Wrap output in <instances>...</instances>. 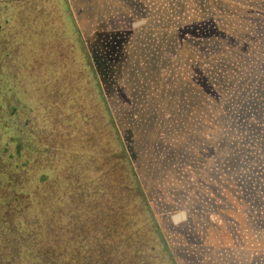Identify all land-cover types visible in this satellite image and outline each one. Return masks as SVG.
<instances>
[{"label": "rangeland", "instance_id": "rangeland-1", "mask_svg": "<svg viewBox=\"0 0 264 264\" xmlns=\"http://www.w3.org/2000/svg\"><path fill=\"white\" fill-rule=\"evenodd\" d=\"M166 2L172 0L130 4L129 18L110 25H142L157 45L147 54L154 66L134 55L139 68L122 62L120 77L107 71L120 88L111 76L101 80L115 149L127 155L147 201L159 204L168 193L225 214L228 249H239L228 260L264 264V0H245L243 20L216 14L222 22L212 25L215 4L192 0L196 11L185 12L180 24L162 17L159 33ZM69 3L84 43L63 12L65 0H0V174L7 169L3 182L30 192L0 208V264L138 263L119 245L121 238L133 244L135 232L113 211L114 160L102 158L109 147L104 97L86 62L94 55L84 53L85 46L95 50L94 34L109 24L88 18V0ZM252 4L260 9L255 18ZM205 75L208 84L191 83ZM102 231L112 236L105 249Z\"/></svg>", "mask_w": 264, "mask_h": 264}, {"label": "trees", "instance_id": "trees-1", "mask_svg": "<svg viewBox=\"0 0 264 264\" xmlns=\"http://www.w3.org/2000/svg\"><path fill=\"white\" fill-rule=\"evenodd\" d=\"M67 3V9L66 6L63 9V12L65 16L68 15V18L73 20L75 28V35L78 34V39L80 38L79 42H85L84 37L82 35L81 37V30L78 26L77 20L74 17V13L71 8V4L69 3L70 0H65ZM91 4V8L89 9L92 13H87L88 18L94 20V21H100L99 23L103 24H109L108 26H102V30L98 31L93 36L94 45L96 46L95 50L93 49L92 53L86 49L84 53L86 55H94V59L92 60V63L86 61L88 63V69H92L93 73L96 78V82L98 83L100 87V92L102 93L101 102V112H102V131L107 133L108 140H109V147L105 148L106 151L102 152V158L107 160H114V163L111 166V170L113 173V180H110V185L108 189L110 190L111 197L110 199L114 198V207L113 211H115L116 216L119 218V220L122 222L127 220L128 222L126 224H129L131 228L134 229V235L133 238V244H126V242H123L124 240L121 238L119 240V245L122 246V243L127 245V253L131 254L133 253V259L132 261H137V264H150V262H155V264H172L169 254L165 247L163 246V243L160 241L156 227L153 224V216H152V208L150 204L147 201V197L144 193L143 186L141 185L139 179H136L135 177L136 173L132 169L131 164L129 160L127 159V155L123 156V154L117 153L115 149L116 142H119V138L117 137V129L113 125V113H111V108L109 103L107 102V99L104 96V92L102 89L101 80H104V83L108 80V78L111 76V84H113L114 87H116L119 83V81L107 73L109 72H115L117 77H120L119 71L122 70L123 67H125L122 62L126 64V67L129 69L133 68H139L140 67V59H137L134 55H144L143 59L145 62L148 61V65H145L146 68L148 66H154L155 63L153 61H149L147 58V54H152V50L154 49L156 52V44L153 37H148L145 33L144 29H142V25L138 26L137 28L129 25H120V27L114 26L111 28L110 25L118 24L124 21V19L129 18L127 17L130 15L129 10L130 4L134 5L136 2L138 3H144L145 0H88ZM133 1V2H132ZM146 5L151 8V6L154 5V2L157 0H146ZM192 0H186L185 7L177 6V4L172 2H166V8L163 7V10L158 12L160 15L158 18L157 26L159 33L163 30V20L162 17H166L170 19L171 16H175L176 22L180 24V21L178 19L182 18L183 20L186 19L185 15L189 13L192 14L196 9L189 7ZM164 2V1H163ZM195 2L199 5V3H214L215 4V12L210 15V19H207V22H209V25H212V23L218 24L221 23V19L218 20L214 16L216 14L221 18L223 15V20L228 18L227 21H239L243 20L242 17L243 13H247L244 9L245 6H248L245 2V0H195ZM157 3V2H156ZM196 4V5H197ZM195 5V6H196ZM257 6L255 4H252V11H250L254 16L256 17L257 11L260 10L256 8ZM155 9V6L154 8ZM168 9L170 11H168ZM67 11V12H66ZM128 11V12H126ZM125 12V15H124ZM172 13V15H168L169 13ZM70 15H69V14ZM89 14V15H88ZM155 13H153L154 15ZM91 15V16H90ZM92 17V18H91ZM194 18V17H193ZM70 20V21H71ZM127 22V21H126ZM123 22V23H126ZM192 22V21H190ZM189 22V23H190ZM130 23L129 21L127 22ZM185 24H187L186 21H184ZM71 26V25H70ZM231 26V25H228ZM72 28V27H70ZM154 36V35H153ZM166 37V34L163 33L159 35L157 40L164 39ZM93 46V45H92ZM153 50V52H154ZM152 56V55H151ZM123 58V61L121 60ZM124 58L127 60L125 62ZM96 62H99V65H96ZM107 66V68H106ZM126 68V69H127ZM108 74V75H107ZM195 77V81L191 79V83L193 84L195 82V85L198 87L199 85L208 84L207 83V76L205 75L204 82L202 79H197ZM197 79V80H196ZM115 80L116 82L114 83ZM110 82V80H108ZM188 79H185L184 82H187ZM190 81V80H189ZM209 82V81H208ZM108 88V87H107ZM118 88H120V85H118ZM13 137H7L5 139V142L7 144L8 141H10ZM6 149V148H5ZM102 149V148H101ZM20 152H18L19 155ZM107 167V166H106ZM103 169L99 170V174L104 175L105 174V167H102ZM2 174L4 176L2 177L0 174V184L2 186L1 194H0V208L3 207H11V201L16 198V196L23 194L29 195L30 192L25 190L22 186L19 188H15L16 185L8 186L3 182V179L7 177V169H2ZM11 176V175H10ZM43 176V175H42ZM12 177V176H11ZM47 179V177L44 175L41 180ZM11 180V179H10ZM14 183H15V179ZM102 182V181H101ZM206 183V180L204 181ZM106 191V190H105ZM105 191H102L101 197L102 199L106 200L105 197ZM16 209L15 211H17ZM12 211V210H10ZM22 211V210H21ZM18 210V212H21ZM138 228H142L140 232H138ZM106 230V229H105ZM115 230L118 232L119 235L122 237L124 236V232L121 230V225L118 222H115ZM103 239L102 242V248L105 249L104 240L108 237L109 239H112L111 234L106 233V231H102ZM101 234V235H102ZM142 238V240H139ZM139 245V246H138ZM129 247L131 248L130 251H128Z\"/></svg>", "mask_w": 264, "mask_h": 264}, {"label": "flooded vegetation", "instance_id": "flooded-vegetation-1", "mask_svg": "<svg viewBox=\"0 0 264 264\" xmlns=\"http://www.w3.org/2000/svg\"><path fill=\"white\" fill-rule=\"evenodd\" d=\"M161 197L165 202L158 204L156 199V204L149 199L148 203L158 237L172 264H242L228 260L230 256L236 257L239 249H228L229 238L222 233L228 232L223 222L225 214L214 213L205 205L198 209L191 198L182 201L179 196L170 197L168 193Z\"/></svg>", "mask_w": 264, "mask_h": 264}, {"label": "water", "instance_id": "water-1", "mask_svg": "<svg viewBox=\"0 0 264 264\" xmlns=\"http://www.w3.org/2000/svg\"><path fill=\"white\" fill-rule=\"evenodd\" d=\"M142 21H139L138 23H141Z\"/></svg>", "mask_w": 264, "mask_h": 264}]
</instances>
